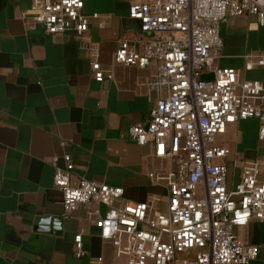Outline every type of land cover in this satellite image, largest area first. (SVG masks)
<instances>
[{"label": "crops", "instance_id": "0c3cea01", "mask_svg": "<svg viewBox=\"0 0 264 264\" xmlns=\"http://www.w3.org/2000/svg\"><path fill=\"white\" fill-rule=\"evenodd\" d=\"M132 2L86 0L85 13H99L104 25L91 19L78 35L31 26L33 0H0V264H126L101 239L96 218L127 202L166 210L177 166L157 156L152 142L140 145L129 135L133 125L149 122L158 94L156 62L142 68L115 61L119 41L141 34L139 21L129 16ZM220 32L217 65L236 68L240 80L264 83V66L246 68L248 56L254 61L264 55V26L257 17L229 16ZM95 61L112 77L96 80ZM260 124L258 118L237 120L217 137L229 150L220 160L228 168L229 189L247 162L264 156ZM65 154L74 163L75 181L122 187L123 196L66 213L49 161L57 157L63 166ZM234 231L243 243L259 245L258 257L247 264H264V220L252 218ZM77 234L85 250L81 257Z\"/></svg>", "mask_w": 264, "mask_h": 264}, {"label": "built area", "instance_id": "2783aa9c", "mask_svg": "<svg viewBox=\"0 0 264 264\" xmlns=\"http://www.w3.org/2000/svg\"><path fill=\"white\" fill-rule=\"evenodd\" d=\"M86 0H33L31 26L48 34L89 29L91 19L104 25L97 12L84 11ZM255 15L264 26V0H133L129 16L141 34L123 38L115 51L122 65L147 67L156 62L158 94L147 125L135 124L129 135L140 145L152 142L159 157L172 158L176 173L168 185V203L160 211L146 201L110 207L96 218L100 237L126 264H247L259 245L243 243L234 231L252 218L264 220V156L249 161L233 189L228 168L220 162L228 148L217 143L228 124L261 120L264 140V83L240 80L234 67L217 65L223 39L221 23L229 16ZM246 68L264 66V55L251 56ZM95 79L111 78L100 62L92 63ZM206 74L213 78L204 79ZM54 184L63 193L66 213L96 200L109 204L123 196L122 187L88 179L74 180V163L65 154L49 160ZM96 214L98 212L96 211ZM76 255L85 254L81 234Z\"/></svg>", "mask_w": 264, "mask_h": 264}, {"label": "water", "instance_id": "95a60500", "mask_svg": "<svg viewBox=\"0 0 264 264\" xmlns=\"http://www.w3.org/2000/svg\"><path fill=\"white\" fill-rule=\"evenodd\" d=\"M204 79H211L213 78V75L212 74H206L203 76Z\"/></svg>", "mask_w": 264, "mask_h": 264}]
</instances>
